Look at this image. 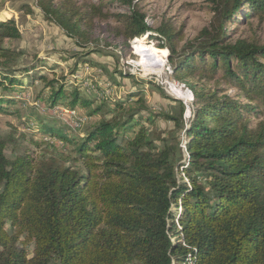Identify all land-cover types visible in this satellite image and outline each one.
<instances>
[{
	"label": "trees",
	"instance_id": "1",
	"mask_svg": "<svg viewBox=\"0 0 264 264\" xmlns=\"http://www.w3.org/2000/svg\"><path fill=\"white\" fill-rule=\"evenodd\" d=\"M96 1L129 8L112 14L117 36H150L133 0ZM63 4L38 0L47 20L70 37L84 36L80 22L86 17ZM213 4L210 23L179 51L180 35L171 25L155 31L173 77L186 82L194 97L185 129L186 162L179 163V148L168 145L161 132L146 127L154 126L158 115L141 90L128 91L124 99H135L127 103H110V117L80 135L67 123L26 117L33 120L27 129L34 136L53 137L70 149L73 165L53 153L55 145L47 156L35 159L25 152L9 159L0 138V264H186L188 255L192 264H264V44L226 39L227 24L242 10L244 17L264 15V0ZM92 9L91 18L103 14ZM18 37L14 20L0 21L1 39ZM1 54L5 60L13 55L11 49ZM76 69L74 64L72 72ZM5 72L1 114L24 105L16 93L38 80L51 88L46 99L35 96L50 116L55 106L76 111L81 106L91 116L102 111L101 105L91 106L80 86L69 90L66 82L55 88L53 79L28 68ZM196 75L208 82L219 76L213 81L239 92L205 90ZM179 168L188 182H179Z\"/></svg>",
	"mask_w": 264,
	"mask_h": 264
},
{
	"label": "rangeland",
	"instance_id": "2",
	"mask_svg": "<svg viewBox=\"0 0 264 264\" xmlns=\"http://www.w3.org/2000/svg\"><path fill=\"white\" fill-rule=\"evenodd\" d=\"M63 2L79 13L82 19L86 17L87 22H80L84 36L70 37L55 22L47 20L38 6V0H0V21L14 20L19 31L18 38H0V78L7 74L5 71L8 68L17 71L28 68L29 73L46 75L47 80L53 79L55 88L59 83L66 82V88L69 90L70 87H75L74 85L80 86L81 93L92 101V107L101 105L103 108L100 113L91 116L89 109L80 106L79 112L86 120L77 131L69 127L75 135L84 134L101 119H108L110 114L107 109L110 103L124 99L128 91L141 90L148 108L158 115L154 126L147 123L146 127L156 128L167 139L168 145L178 147L177 159L180 164L184 163L187 153L182 144L185 129L193 117L194 97L186 82H179L173 77L167 61L168 51L159 46V40H155L159 39L155 31L161 25H171L180 35V38L175 40L176 50L179 51L210 23L214 15V0H133L134 6L143 13L144 21L151 29L149 37L145 35L137 38L139 42L136 38L125 40L116 35L119 24L112 14H125L128 7L115 4L100 6L96 0H52L55 5H61ZM92 6L99 7L103 14L89 17L93 11ZM231 21L233 24H227L228 41L245 39L264 44V15L250 12L249 17H244L242 10L241 14ZM137 45L142 48L152 45L161 49V52L136 51ZM7 49H11L13 54L9 60L1 56ZM33 64H36V68L30 70ZM74 64L77 69L72 72ZM129 75L132 77H127ZM18 77L25 82L29 80L28 75L24 76L23 73L18 74ZM218 77L215 79H220ZM197 78L196 75L193 79L204 84L205 90L219 89L229 95L239 92L236 87L220 80L214 82L213 79L208 82ZM133 79L138 83H134ZM87 86H92V90L87 91ZM104 87L108 94H105L104 98L97 97V92H101ZM50 92L51 88L43 81H35L28 90L17 92L15 95L24 105H15L9 108L11 112L0 113V138L7 142L4 151L7 158L13 159L28 152L36 159L43 154L47 156L56 146L53 153L62 154L68 158L70 165L74 164L70 149L65 148L60 141L48 136H34L27 129L31 126L29 121L33 120H27L26 117L31 114L42 118L45 123L54 119L56 123L61 121L66 124L57 116L48 115L49 112L42 108L44 106H39L35 100L36 95L46 99ZM131 99L135 97L124 99V102L127 103ZM15 109L18 112H14ZM256 121L254 120L253 124ZM55 122L51 120L50 124L54 125ZM177 178L179 182H188L180 168ZM177 241L182 243V239ZM30 250L31 247L28 248L29 254Z\"/></svg>",
	"mask_w": 264,
	"mask_h": 264
},
{
	"label": "built area",
	"instance_id": "3",
	"mask_svg": "<svg viewBox=\"0 0 264 264\" xmlns=\"http://www.w3.org/2000/svg\"><path fill=\"white\" fill-rule=\"evenodd\" d=\"M92 88H93L92 86H87L86 90L91 91ZM104 90H105V87L101 92H97L96 96L100 97V98H104L105 94L106 95L108 94L107 90H105V91ZM34 104H36V103H34ZM49 111L52 114H54L55 116H57L58 118L65 121L72 129H75V130L79 129L85 123V120H86L85 116H83L82 113H80L79 111H76L74 109H65L62 107L55 106L52 109H50ZM185 142H186V138H184L183 144H182V146L184 148H185ZM186 161H187V157H186L184 162H186ZM182 244H183V242H182ZM186 264H192V259H191L190 255H188Z\"/></svg>",
	"mask_w": 264,
	"mask_h": 264
},
{
	"label": "bare ground",
	"instance_id": "4",
	"mask_svg": "<svg viewBox=\"0 0 264 264\" xmlns=\"http://www.w3.org/2000/svg\"><path fill=\"white\" fill-rule=\"evenodd\" d=\"M136 41H138V39L136 38ZM139 42V41H138ZM143 50H150L152 52H161V49L155 48L152 45H148L145 48H142V46L137 45L136 46V51H143ZM153 62V61H152Z\"/></svg>",
	"mask_w": 264,
	"mask_h": 264
}]
</instances>
